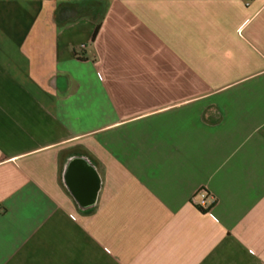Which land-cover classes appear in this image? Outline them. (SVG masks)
I'll list each match as a JSON object with an SVG mask.
<instances>
[{
    "label": "crops",
    "instance_id": "obj_1",
    "mask_svg": "<svg viewBox=\"0 0 264 264\" xmlns=\"http://www.w3.org/2000/svg\"><path fill=\"white\" fill-rule=\"evenodd\" d=\"M0 264H264V0H0Z\"/></svg>",
    "mask_w": 264,
    "mask_h": 264
},
{
    "label": "built area",
    "instance_id": "obj_2",
    "mask_svg": "<svg viewBox=\"0 0 264 264\" xmlns=\"http://www.w3.org/2000/svg\"><path fill=\"white\" fill-rule=\"evenodd\" d=\"M197 195L201 198V205L205 206L207 204V197L209 195V192L206 189H201Z\"/></svg>",
    "mask_w": 264,
    "mask_h": 264
},
{
    "label": "trees",
    "instance_id": "obj_3",
    "mask_svg": "<svg viewBox=\"0 0 264 264\" xmlns=\"http://www.w3.org/2000/svg\"><path fill=\"white\" fill-rule=\"evenodd\" d=\"M100 27H101V23H98L97 28H96V30H95V32L93 34L92 40L96 39V37H97V35L99 33V30H100Z\"/></svg>",
    "mask_w": 264,
    "mask_h": 264
}]
</instances>
